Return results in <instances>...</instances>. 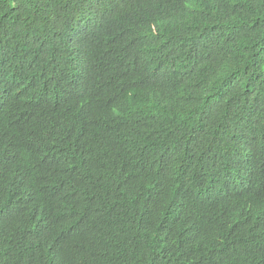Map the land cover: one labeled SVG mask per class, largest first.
Here are the masks:
<instances>
[{
	"label": "trees",
	"instance_id": "16d2710c",
	"mask_svg": "<svg viewBox=\"0 0 264 264\" xmlns=\"http://www.w3.org/2000/svg\"><path fill=\"white\" fill-rule=\"evenodd\" d=\"M0 264H264V0H0Z\"/></svg>",
	"mask_w": 264,
	"mask_h": 264
}]
</instances>
